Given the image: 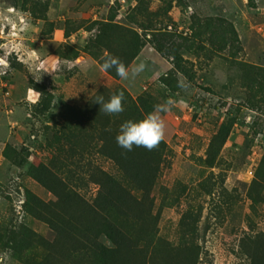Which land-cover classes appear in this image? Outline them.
I'll list each match as a JSON object with an SVG mask.
<instances>
[{"label":"rangeland","instance_id":"1","mask_svg":"<svg viewBox=\"0 0 264 264\" xmlns=\"http://www.w3.org/2000/svg\"><path fill=\"white\" fill-rule=\"evenodd\" d=\"M35 3L48 7L46 12H36L43 19L32 14ZM212 19H224L235 27V48L215 52L211 39L219 37L215 28H207ZM109 21L143 40L155 32L187 39L179 54L190 76H178L177 91L165 90L161 79L173 66L147 44L129 68L131 72L144 63L145 71L134 79L114 81L90 49L96 24ZM133 22L151 30L138 29ZM244 65L264 68V0H0V76L5 78L3 92L7 93H0V189L4 192L0 227L11 221V204L14 217L28 223L21 212L23 190L45 202L56 201L28 171L37 167L53 177L55 150L49 145L61 110L83 109L101 88L121 87L134 99L147 91L158 105L169 99L175 102L171 111L158 113L165 123L163 140L168 148L152 193L157 219L153 247L160 243L174 249L194 247L197 264H249L243 241L264 242L263 182L250 197L264 156V136L256 133L264 122L254 132L251 122L256 114L240 106L249 95ZM40 86L48 89L53 101L45 120L34 116L40 97L34 89ZM223 125L231 132L211 168L213 139ZM6 145L28 150V166L19 169L6 160ZM89 166L117 179L121 176L112 162L97 155L86 158L78 171L84 185L74 178L71 186L92 201L99 189L87 186L84 171ZM27 225L47 241L54 239L45 226ZM0 264L21 263L0 251Z\"/></svg>","mask_w":264,"mask_h":264},{"label":"trees","instance_id":"2","mask_svg":"<svg viewBox=\"0 0 264 264\" xmlns=\"http://www.w3.org/2000/svg\"><path fill=\"white\" fill-rule=\"evenodd\" d=\"M35 5L32 14L43 19L36 12H46L48 7H42L40 3ZM39 6L42 8L39 9ZM133 24L138 29L151 30L138 22ZM96 26L97 34L90 39V49L95 50L99 66L111 56L130 68L149 44L173 66L168 77L161 79L165 90L177 91L178 76H190L186 69L187 62L179 54V49L188 45L187 39L181 37L176 40L168 33L155 32L151 39L143 40L139 34L115 25L113 21ZM207 28H215L214 34L219 37L217 41H213V37L211 39L213 47L217 48L215 52L235 48L238 33L228 21L212 19L207 23ZM241 68L246 73L243 80L249 95L240 101V106L256 114L251 122V129L255 132L259 123L264 122V68L257 65H244ZM105 73L116 82L121 80L114 70ZM34 90L40 96L34 107V116L45 120L52 111V95L45 86L35 87ZM120 92L125 97V111L119 115H106L95 103L97 96L102 95L108 101ZM157 105L158 102L147 91L134 99L118 87L115 91L101 88L83 109L63 108L55 119L54 128L49 129L54 131L53 142L49 145L55 150L51 160L53 177H48L37 167H31L28 171L29 176L52 194L56 201L45 202L29 190H23L21 203V212L26 221L45 226L54 234V239L49 242L28 223L19 222L14 217L16 212L10 202L12 218L8 225L0 227V251L11 255L21 264H197L199 255L194 247L174 249L166 243H160L157 248L154 244L153 247L157 219L153 215L155 199L152 193L164 163L167 143L163 140L152 151L134 148L127 152L116 142L124 122L146 118ZM258 130L256 133L264 136V126ZM230 132L231 127L223 125L214 137L208 161L211 168ZM93 155L112 162L121 178L117 179L98 167H87L84 171L88 177L87 186L99 189L96 197L89 201L71 185L74 178L84 185L78 171L82 168V162ZM30 156L28 150L18 151L11 145H6L3 152V157L19 169L28 166ZM260 182L264 185V156L257 169L250 197L261 190ZM0 194H4L2 188ZM243 251L249 257V264H264V242L247 239L243 241Z\"/></svg>","mask_w":264,"mask_h":264},{"label":"clouds","instance_id":"3","mask_svg":"<svg viewBox=\"0 0 264 264\" xmlns=\"http://www.w3.org/2000/svg\"><path fill=\"white\" fill-rule=\"evenodd\" d=\"M100 67L105 72L114 70L122 80L134 79L146 69L144 63H139L130 72L123 62L111 56L105 59ZM124 100V94L120 92L111 96L108 101H105L102 95L97 96L95 103L100 106L106 115H119L125 111ZM174 105L175 102L169 99L166 104L155 106L153 113L146 118L139 121L129 120L124 122L116 136L117 145L127 152L133 151L134 148H144L148 151L156 149L165 136V123L158 113L169 112Z\"/></svg>","mask_w":264,"mask_h":264},{"label":"built area","instance_id":"4","mask_svg":"<svg viewBox=\"0 0 264 264\" xmlns=\"http://www.w3.org/2000/svg\"><path fill=\"white\" fill-rule=\"evenodd\" d=\"M6 87V83H5V78L3 75L0 76V93L1 95H7V93H4L3 90L5 89Z\"/></svg>","mask_w":264,"mask_h":264},{"label":"water","instance_id":"5","mask_svg":"<svg viewBox=\"0 0 264 264\" xmlns=\"http://www.w3.org/2000/svg\"><path fill=\"white\" fill-rule=\"evenodd\" d=\"M79 59H82V58H79ZM79 59H78V61H79ZM78 61H77V62H78Z\"/></svg>","mask_w":264,"mask_h":264}]
</instances>
